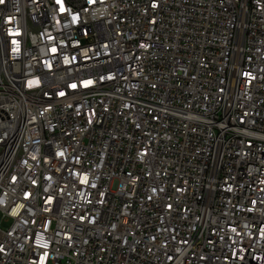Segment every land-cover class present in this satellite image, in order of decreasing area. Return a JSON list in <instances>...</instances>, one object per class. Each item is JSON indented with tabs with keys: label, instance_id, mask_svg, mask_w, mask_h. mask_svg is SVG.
<instances>
[{
	"label": "built area",
	"instance_id": "built-area-1",
	"mask_svg": "<svg viewBox=\"0 0 264 264\" xmlns=\"http://www.w3.org/2000/svg\"><path fill=\"white\" fill-rule=\"evenodd\" d=\"M0 264H264V0H3Z\"/></svg>",
	"mask_w": 264,
	"mask_h": 264
},
{
	"label": "snow or ice",
	"instance_id": "snow-or-ice-1",
	"mask_svg": "<svg viewBox=\"0 0 264 264\" xmlns=\"http://www.w3.org/2000/svg\"><path fill=\"white\" fill-rule=\"evenodd\" d=\"M2 2H3V0H0V3H2ZM57 2L59 3L60 0H57ZM61 10L63 11V9H61ZM73 19H75V17ZM53 51H55V49H53ZM88 83H91V82L89 81ZM72 87H76V85H72ZM61 95H63V93H61Z\"/></svg>",
	"mask_w": 264,
	"mask_h": 264
}]
</instances>
